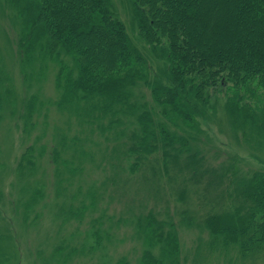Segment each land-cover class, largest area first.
I'll use <instances>...</instances> for the list:
<instances>
[{
	"label": "rangeland",
	"instance_id": "374dc122",
	"mask_svg": "<svg viewBox=\"0 0 264 264\" xmlns=\"http://www.w3.org/2000/svg\"><path fill=\"white\" fill-rule=\"evenodd\" d=\"M127 2L112 0L131 30ZM20 39L12 0H0V264H141L148 249L159 260L162 245L149 248L140 227L151 215L178 239V264H264V252L242 255L204 222L237 177L264 170V140L236 130L226 112L230 89L215 93L210 118L199 122L203 158L192 172L176 152H131L140 126L129 113L110 126L107 116L93 119L94 106L60 109L58 65L42 76L40 65L24 70ZM132 100L154 107L145 88Z\"/></svg>",
	"mask_w": 264,
	"mask_h": 264
},
{
	"label": "trees",
	"instance_id": "16d2710c",
	"mask_svg": "<svg viewBox=\"0 0 264 264\" xmlns=\"http://www.w3.org/2000/svg\"><path fill=\"white\" fill-rule=\"evenodd\" d=\"M127 1L131 30L112 0H12L21 22L23 69L40 65L42 76L49 63L58 65L60 109L94 106L93 119L107 116L110 126L131 114L140 130L129 150L140 158L144 152H176V162L186 156L193 172L203 158L195 145L199 122L210 118L215 93L223 89L232 93L226 112L234 128L248 127L262 142L264 96L256 93L264 92V0ZM142 88L154 107L133 104ZM243 91L257 104L244 103ZM223 194L219 209L204 219L207 228L242 255H262L264 170L237 177ZM140 227L149 248L162 245L161 259L148 249L141 264H178L172 229L164 234L153 215Z\"/></svg>",
	"mask_w": 264,
	"mask_h": 264
}]
</instances>
